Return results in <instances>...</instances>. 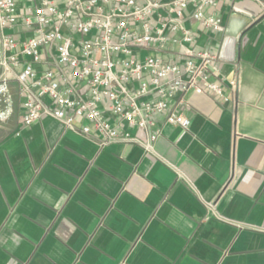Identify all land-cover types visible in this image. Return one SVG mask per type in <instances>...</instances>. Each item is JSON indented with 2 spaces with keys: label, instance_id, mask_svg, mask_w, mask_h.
Masks as SVG:
<instances>
[{
  "label": "crops",
  "instance_id": "1",
  "mask_svg": "<svg viewBox=\"0 0 264 264\" xmlns=\"http://www.w3.org/2000/svg\"><path fill=\"white\" fill-rule=\"evenodd\" d=\"M215 12L225 26L232 3ZM186 24L194 41L171 50L216 53L229 99L184 94L187 129L156 115L155 155L134 142L99 147L51 116L16 134L22 98L16 120L0 123V264H264V12L233 60L218 57L224 31Z\"/></svg>",
  "mask_w": 264,
  "mask_h": 264
},
{
  "label": "built area",
  "instance_id": "2",
  "mask_svg": "<svg viewBox=\"0 0 264 264\" xmlns=\"http://www.w3.org/2000/svg\"><path fill=\"white\" fill-rule=\"evenodd\" d=\"M234 1L0 0V122L17 92L23 112L16 134L51 116L99 147L134 142L155 155L156 115L187 129L190 119L179 108L184 94L212 91L229 99L216 53L170 46L194 41L187 18L224 31L215 11ZM252 1L264 12V0ZM228 84L234 88L235 80ZM202 202L222 218L216 201Z\"/></svg>",
  "mask_w": 264,
  "mask_h": 264
},
{
  "label": "water",
  "instance_id": "3",
  "mask_svg": "<svg viewBox=\"0 0 264 264\" xmlns=\"http://www.w3.org/2000/svg\"><path fill=\"white\" fill-rule=\"evenodd\" d=\"M246 1H250L254 5L252 11L245 10L240 5L241 2L239 0L232 3V13L229 15L225 25L224 36L218 51V57L222 60H233L235 58L237 36L250 21L251 17L261 11V8L256 2L252 0Z\"/></svg>",
  "mask_w": 264,
  "mask_h": 264
},
{
  "label": "rangeland",
  "instance_id": "4",
  "mask_svg": "<svg viewBox=\"0 0 264 264\" xmlns=\"http://www.w3.org/2000/svg\"><path fill=\"white\" fill-rule=\"evenodd\" d=\"M20 96L17 92H15L13 94V110L11 112V114L3 121H1L0 123L2 124H10L12 121H15L16 120V112H17V107L19 106V103H20Z\"/></svg>",
  "mask_w": 264,
  "mask_h": 264
}]
</instances>
